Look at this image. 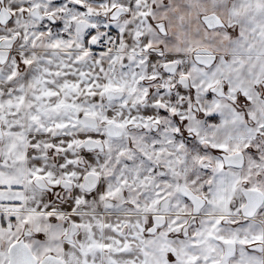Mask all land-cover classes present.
Listing matches in <instances>:
<instances>
[{
  "label": "snow or ice",
  "instance_id": "snow-or-ice-1",
  "mask_svg": "<svg viewBox=\"0 0 264 264\" xmlns=\"http://www.w3.org/2000/svg\"><path fill=\"white\" fill-rule=\"evenodd\" d=\"M0 264H264V0H0Z\"/></svg>",
  "mask_w": 264,
  "mask_h": 264
}]
</instances>
